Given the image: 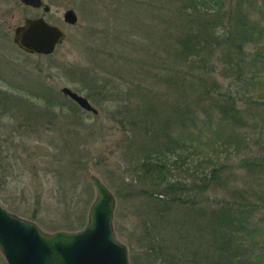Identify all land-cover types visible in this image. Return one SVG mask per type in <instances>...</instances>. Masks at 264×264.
<instances>
[{"label": "rangeland", "instance_id": "obj_1", "mask_svg": "<svg viewBox=\"0 0 264 264\" xmlns=\"http://www.w3.org/2000/svg\"><path fill=\"white\" fill-rule=\"evenodd\" d=\"M223 1L231 7L239 3L251 21L256 19L264 27V0ZM125 2L136 8L122 5ZM150 2L154 4L155 1L66 0L65 6L53 5L46 16H60L58 23L65 38L51 55L39 56L26 54L12 43V29L22 22L24 12L20 7L0 0V205L33 221L46 232L77 230L84 225L94 197L89 177L95 176L113 194L112 225L117 239L126 247L128 261L133 252L139 251L137 239L143 237L147 226L164 229L171 239L174 225L166 222L167 217L160 219L153 206L148 204L149 197L140 193L147 188L143 184L142 171L137 168L138 159L133 158V154L138 143L136 139L141 137L131 130L132 127L122 128L109 119L106 103H95L88 98L97 110L92 114L63 96L59 88L66 86L85 97V90L79 91L81 83L77 72L91 69L96 76L106 75L104 71L117 74L116 69L123 68V64H118L119 56L115 53L119 43L116 30H123L126 25L121 26L119 21L133 23L138 20L140 32H145L147 20L142 17L147 12H141V9L146 5L149 7ZM66 7L75 13L73 24H64L61 20L60 13ZM147 45L145 43L140 50L146 53ZM254 48L248 43L244 49L251 53ZM216 68L220 70V63L216 62ZM70 72L76 74L71 76ZM92 72L88 75H93ZM129 77L125 80L139 79ZM214 77L223 87L228 80L218 72ZM115 78L114 81L121 83L118 77ZM247 87L251 93L247 98L264 97V78L253 85L248 83ZM43 88L51 102L34 96L37 89ZM5 95L11 99L5 100ZM246 97L244 103L241 102L244 125L234 128L235 133H232L243 139L240 148L229 147L226 143L223 146V139H227L233 130L226 125L222 137L212 135L204 128L199 133L200 139L192 142L197 149V154L193 155L183 152L180 141L188 137L193 139L195 126L189 123L186 130L178 128L172 132L180 141L179 147L173 149L172 163L165 174L191 185L195 184L192 179L209 177L210 168L217 167L213 175L218 177L217 185L212 187L211 183L207 190L209 204L229 199L231 191L243 193L253 204L264 203V111ZM259 110V116L253 117L252 112ZM202 116L199 113V117ZM129 138L135 142L129 144ZM200 152L209 156L211 162L201 160ZM259 159L260 165H251V170L239 165L240 160L247 164ZM153 192L150 197H162ZM261 217L264 218V208L255 212L253 222ZM253 239L259 247L264 245V219ZM258 246L250 250L258 251ZM0 264H6L1 253Z\"/></svg>", "mask_w": 264, "mask_h": 264}, {"label": "trees", "instance_id": "obj_2", "mask_svg": "<svg viewBox=\"0 0 264 264\" xmlns=\"http://www.w3.org/2000/svg\"><path fill=\"white\" fill-rule=\"evenodd\" d=\"M151 1L154 4L141 9L147 12L142 17L147 20L145 32H140L138 20L119 21L126 25L116 30L119 43L115 53L118 64H123L117 74L104 71L106 75L96 76L91 69L77 72L79 91L85 90V97L95 103H106L109 119L122 128L132 127L141 137H135L138 143L133 154L147 188L140 193L149 197L148 204L160 219L167 217L166 222L174 223L171 239L164 229L147 226L143 237L137 239L139 251L130 255L128 264H264V245L259 247L253 239L264 219L253 222V217L264 203L255 205L243 193L231 191L229 199L209 204L208 186L212 183L214 187L218 180L213 176L214 166L209 177H195L191 185L165 174L173 149L179 147L180 140L172 132L186 130L189 123L195 126L196 135L180 141L186 155L197 152L192 142L200 139L204 128L222 137L223 127L229 126L233 130L223 139V146H243V139L232 133L244 125L241 102L251 94L248 83L264 78V27L256 19L251 21L237 2L231 7L223 0ZM122 5L136 8L126 2ZM118 9L120 12V6ZM145 43L146 53L140 50ZM248 43L255 46L251 53L244 49ZM216 62L221 65L219 71ZM216 72L228 78L224 87L214 77ZM129 75L139 79L125 80ZM115 77L121 83L114 81ZM35 93L48 103L44 88ZM4 99L11 98L5 95ZM246 99L264 111L263 96ZM260 112L253 111L252 116L258 117ZM129 139V144L135 142ZM200 154L201 160L211 162L209 156ZM240 161V166L251 170L261 159L247 164ZM153 191L162 197H150ZM253 246H258V251L250 250Z\"/></svg>", "mask_w": 264, "mask_h": 264}, {"label": "water", "instance_id": "obj_3", "mask_svg": "<svg viewBox=\"0 0 264 264\" xmlns=\"http://www.w3.org/2000/svg\"><path fill=\"white\" fill-rule=\"evenodd\" d=\"M36 6L39 0H21ZM63 21L73 24L75 13L68 9ZM64 33L41 17L27 18L14 28L12 42L26 53L50 54ZM59 92L80 109L96 114L89 100L62 86ZM94 190L84 225L72 231L41 230L33 221L17 216L0 205V253L6 264H128L127 250L116 237L112 225L114 197L95 176Z\"/></svg>", "mask_w": 264, "mask_h": 264}, {"label": "flooded vegetation", "instance_id": "obj_4", "mask_svg": "<svg viewBox=\"0 0 264 264\" xmlns=\"http://www.w3.org/2000/svg\"><path fill=\"white\" fill-rule=\"evenodd\" d=\"M6 2L8 3H11L13 6H18L20 7V9L24 12V16L22 18V22L20 24L23 23V21L27 18H36V17H41L45 22L49 23V24H53L55 26H57L59 29H61L64 33V37H63V40L65 38V32L63 30V28L59 25V18L60 16L59 15H56V14H53L51 17H47L46 15H48L50 12H51V6L53 5H61V6H65L66 5V0H63L61 2V0H39V3L36 5V6H31V5H28V4H25L23 3L21 0H5ZM68 9H71L70 7H66L62 10V12L60 13L61 14V20L62 22L65 24L66 22L63 21V13L68 10ZM57 12V11H55ZM74 12V11H73ZM46 17V18H45ZM20 24H17L13 27L12 29V35H11V41H12V37H13V31H14V28L17 27L18 25ZM62 40V41H63ZM61 41V42H62ZM61 42H59L58 44H60ZM13 43V42H12ZM14 44V43H13ZM56 44L54 46V49H53V52L55 51V48L56 46L58 45ZM15 45V44H14ZM16 46V45H15ZM17 47V46H16ZM18 48V47H17ZM20 51L24 52L23 50H21L20 48H18ZM52 52V53H53ZM26 53V52H24ZM52 53L50 54H40V53H26V54H36V55H39V56H49L51 55ZM46 90V89H45ZM48 102H51V99L50 97L48 98Z\"/></svg>", "mask_w": 264, "mask_h": 264}]
</instances>
